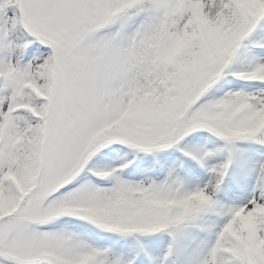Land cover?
I'll return each instance as SVG.
<instances>
[{"label": "snow or ice", "instance_id": "obj_1", "mask_svg": "<svg viewBox=\"0 0 264 264\" xmlns=\"http://www.w3.org/2000/svg\"><path fill=\"white\" fill-rule=\"evenodd\" d=\"M0 264H264V0H0Z\"/></svg>", "mask_w": 264, "mask_h": 264}]
</instances>
